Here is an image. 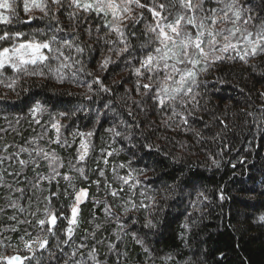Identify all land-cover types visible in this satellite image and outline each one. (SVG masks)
I'll list each match as a JSON object with an SVG mask.
<instances>
[{
  "label": "trees",
  "instance_id": "16d2710c",
  "mask_svg": "<svg viewBox=\"0 0 264 264\" xmlns=\"http://www.w3.org/2000/svg\"><path fill=\"white\" fill-rule=\"evenodd\" d=\"M3 51L0 264H264V0H0Z\"/></svg>",
  "mask_w": 264,
  "mask_h": 264
},
{
  "label": "rangeland",
  "instance_id": "374dc122",
  "mask_svg": "<svg viewBox=\"0 0 264 264\" xmlns=\"http://www.w3.org/2000/svg\"><path fill=\"white\" fill-rule=\"evenodd\" d=\"M13 51V52H12ZM42 48L39 45H34V44H20L19 46H16L15 48H13L12 50H10V53L12 52L16 54L17 57H20L22 59H36L37 57L39 58V56L41 55ZM4 53V54H3ZM3 55H0V64L4 63V60L6 61L7 59V54L6 52H2ZM83 194L79 195L77 198L76 203L74 204L72 210H71V219L73 220V218H75L76 214H77V205L80 202V200H82ZM14 256V255H13ZM13 256H10L8 258V263L9 264H13Z\"/></svg>",
  "mask_w": 264,
  "mask_h": 264
},
{
  "label": "water",
  "instance_id": "95a60500",
  "mask_svg": "<svg viewBox=\"0 0 264 264\" xmlns=\"http://www.w3.org/2000/svg\"><path fill=\"white\" fill-rule=\"evenodd\" d=\"M21 263V259L18 255H14L13 256V264H20Z\"/></svg>",
  "mask_w": 264,
  "mask_h": 264
}]
</instances>
